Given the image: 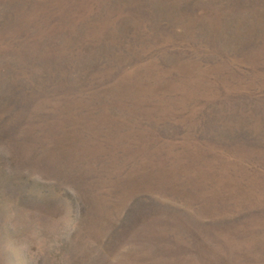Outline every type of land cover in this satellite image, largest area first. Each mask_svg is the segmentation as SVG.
Listing matches in <instances>:
<instances>
[{
  "label": "rangeland",
  "instance_id": "374dc122",
  "mask_svg": "<svg viewBox=\"0 0 264 264\" xmlns=\"http://www.w3.org/2000/svg\"><path fill=\"white\" fill-rule=\"evenodd\" d=\"M0 264H264V0H0Z\"/></svg>",
  "mask_w": 264,
  "mask_h": 264
}]
</instances>
